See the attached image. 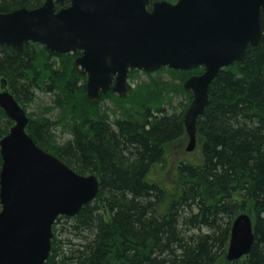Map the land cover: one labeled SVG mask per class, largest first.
Wrapping results in <instances>:
<instances>
[{"label": "trees", "instance_id": "obj_1", "mask_svg": "<svg viewBox=\"0 0 264 264\" xmlns=\"http://www.w3.org/2000/svg\"><path fill=\"white\" fill-rule=\"evenodd\" d=\"M43 2L0 0V11ZM262 20L264 28V13ZM77 54L58 55L32 41L22 52L0 44V83L22 105L37 89L52 94L47 109L53 118H30V135L79 173L100 178L96 200L76 216L57 218L45 264H215L226 257L233 220L243 212L253 218L254 244L225 264H264V34L212 83L197 123L201 159L181 160L173 186L149 173L166 163L169 144L186 134L184 114L193 95L184 81L204 67L143 71L147 79L125 97L103 94L113 105L102 108L86 96ZM179 95L182 107L175 105ZM10 124L0 128V139ZM61 129L71 138L58 142L54 132ZM59 231L68 235L65 244Z\"/></svg>", "mask_w": 264, "mask_h": 264}, {"label": "water", "instance_id": "obj_2", "mask_svg": "<svg viewBox=\"0 0 264 264\" xmlns=\"http://www.w3.org/2000/svg\"><path fill=\"white\" fill-rule=\"evenodd\" d=\"M64 2L0 11V44L19 52L30 41L58 55L81 51L74 64L87 76L86 96L93 102L109 91L126 96L133 69L203 66L184 81L193 95L184 114L189 151L196 148L212 83L264 34V0ZM0 107L15 122L0 139V264H45L57 217L80 214L97 198L100 178L79 173L39 146L27 131L26 109L9 90H0ZM254 241L252 216L243 212L233 221L227 259L249 254Z\"/></svg>", "mask_w": 264, "mask_h": 264}, {"label": "rangeland", "instance_id": "obj_3", "mask_svg": "<svg viewBox=\"0 0 264 264\" xmlns=\"http://www.w3.org/2000/svg\"><path fill=\"white\" fill-rule=\"evenodd\" d=\"M169 1H175V0H169ZM75 58L76 56L74 57V61H75ZM138 75L139 76L135 78L129 77V82L131 84V87L133 88L136 86V84L140 80L147 79V75L143 71H140ZM164 75L166 76L167 74H164ZM81 82L82 80L80 81V83ZM86 82H87V77H86ZM85 87H86V83H85ZM4 89L9 90V87L3 86V84L0 83V90H4ZM184 98L185 97L183 95L177 96L175 100V105L182 107L181 103H185V100H183ZM99 102L102 108L113 105V99L109 95L106 97L102 96L99 99ZM52 104H53L52 94L45 92L43 90L37 89L35 91V98L26 101L23 107L26 109L29 118L36 120L40 116L53 118L51 116V113L48 112V109H47ZM1 112L2 111L0 110V128L4 130V128L10 124L8 123L10 118L6 114H5L6 116H4ZM11 125L12 124H10L8 129H10ZM54 133L56 135V139L58 140V142H64L70 139L72 136L69 132H65V133L62 132V129ZM201 141L202 140L198 139L197 147L194 150L189 151L187 149L188 143H189V136L186 133L185 135L181 136L180 138H178L177 140L169 144V146L167 147L168 151H167L166 163L164 165L154 166L151 172L149 173V178L153 180H157L161 182L162 184H167L169 186L176 185L179 181L178 175H177L178 173L177 167H178L179 162L184 159H187L190 161H199L201 159V152H200L201 150L199 148L200 146L199 144ZM61 227L62 226L60 225L59 228ZM58 234H60L59 238L62 239L64 242L63 244H65V241L67 240L68 235L64 231L63 232L59 231ZM70 237L73 238L72 235ZM226 260H228L227 256L222 257L215 264H225Z\"/></svg>", "mask_w": 264, "mask_h": 264}, {"label": "bare ground", "instance_id": "obj_4", "mask_svg": "<svg viewBox=\"0 0 264 264\" xmlns=\"http://www.w3.org/2000/svg\"><path fill=\"white\" fill-rule=\"evenodd\" d=\"M235 218H236V217H235ZM235 218H234V219H235ZM233 221H234V220H233Z\"/></svg>", "mask_w": 264, "mask_h": 264}]
</instances>
